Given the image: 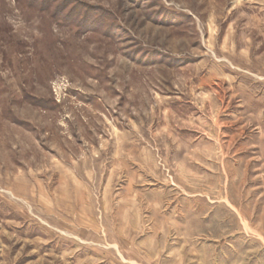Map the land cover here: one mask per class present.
Here are the masks:
<instances>
[{"label": "rangeland", "instance_id": "obj_1", "mask_svg": "<svg viewBox=\"0 0 264 264\" xmlns=\"http://www.w3.org/2000/svg\"><path fill=\"white\" fill-rule=\"evenodd\" d=\"M0 264H264V0H0Z\"/></svg>", "mask_w": 264, "mask_h": 264}]
</instances>
